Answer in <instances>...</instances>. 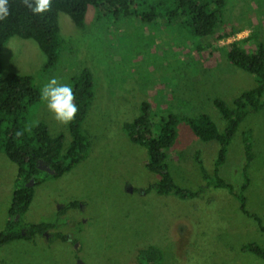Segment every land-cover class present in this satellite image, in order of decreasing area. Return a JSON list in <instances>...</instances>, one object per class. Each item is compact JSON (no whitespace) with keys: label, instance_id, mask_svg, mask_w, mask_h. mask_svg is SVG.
Listing matches in <instances>:
<instances>
[{"label":"rangeland","instance_id":"1","mask_svg":"<svg viewBox=\"0 0 264 264\" xmlns=\"http://www.w3.org/2000/svg\"><path fill=\"white\" fill-rule=\"evenodd\" d=\"M224 1L217 34L240 33L219 42L216 36L191 34L183 19L169 21L162 5L151 20L115 18L109 11L88 7L83 31L66 14L57 13L62 44L57 64L49 70H43L46 58L34 41L14 36L4 44L0 79L9 73L29 75L41 93L52 78L72 87L71 79L88 69L94 99L81 126L91 146L87 157L61 177L39 173L32 202L20 218L22 225L54 223L56 229L34 242L18 240L0 247V264H137V251L150 245L161 250L162 264H264L242 250L247 243L264 250V234L255 220L242 214L227 190L204 187L195 154L213 177L216 142H202L185 122L177 124L166 152L168 172L182 189L202 188L197 197L182 200L147 192L158 178L146 168V149L131 143L123 130L124 123L138 117L142 102L150 105L153 123L169 114L179 118L206 114L223 130L212 101L230 105L258 83L256 76L227 61L224 46L251 35L248 50L254 51L257 44L264 47V0ZM244 29L251 31L246 37ZM40 122L51 137L64 135L65 152L70 143L68 123L57 121L44 100L29 108L26 127ZM247 130L252 154L246 209L264 225V108L240 123L218 175L235 190L242 184L246 162L242 134ZM17 173L16 165L0 152V231L8 220L13 192L21 184ZM70 203L76 208L64 211ZM56 232L68 241L55 239Z\"/></svg>","mask_w":264,"mask_h":264},{"label":"trees","instance_id":"2","mask_svg":"<svg viewBox=\"0 0 264 264\" xmlns=\"http://www.w3.org/2000/svg\"><path fill=\"white\" fill-rule=\"evenodd\" d=\"M28 5L34 8L35 0H28ZM162 5L166 7L163 8ZM8 7L9 16L0 20V53L4 44L14 36L32 40L46 58L43 70L54 68L58 61L62 44L56 17L59 12L66 14L80 31L85 29L84 19L88 7H94L99 12L109 11L115 18L141 17L147 20L156 18L160 14V8H163L169 21L182 22L183 19L182 24L191 34L199 37L216 36L218 42L240 33L231 31L217 34L218 27L223 23L224 0H50V8L42 13H33L27 6L22 5L21 0H8ZM252 40L253 37L249 35L224 46L227 61L232 66L256 76L258 83L253 89L239 94L230 105L220 99L212 101L223 122L221 132L206 114L196 118H179L169 114L153 123L151 108L147 102L140 104V114L132 122L124 123L123 130L131 143L146 149V168L158 178L148 187L147 192L154 190L157 195H174L182 200L197 197L202 188L196 192L182 189L175 184L168 172L166 152L173 145L177 124L180 121L185 122L191 133L202 142H216L218 151L213 177L206 173L199 153L195 154L201 178L205 181L204 187L227 190L238 203L242 214L252 217L259 231L264 234V225L260 219L247 211L244 196L249 186L247 168L252 154L250 130L242 134L246 159L242 170V184L235 190L218 175L240 123L249 113L264 108L261 100L264 95V47L257 44L254 51L248 50L246 47ZM71 83L75 95L74 104L78 111L75 118L67 124L70 143L62 153L65 141L63 134L51 137L47 125L42 122L31 128L26 127L29 108L42 100L33 78L9 73L0 79V152L16 165L17 179L21 180V184L13 192L5 228L0 231V247L18 240L34 242L36 237L56 229L54 223L22 225L20 221L32 202L34 187L40 183L38 174L42 171L38 166L45 165L53 171V177H61L82 162L90 151V141L81 127L94 99V82L90 70L83 69L71 79ZM18 132L22 134L18 136ZM30 179L34 180V186L26 187ZM73 208H76V204L70 203L64 211ZM53 237L61 242L66 241V235L59 232L54 233ZM242 250L264 260V250L256 243H247L242 246ZM162 260L161 250L151 245L139 249L136 254L137 264H162Z\"/></svg>","mask_w":264,"mask_h":264},{"label":"clouds","instance_id":"3","mask_svg":"<svg viewBox=\"0 0 264 264\" xmlns=\"http://www.w3.org/2000/svg\"><path fill=\"white\" fill-rule=\"evenodd\" d=\"M21 3L33 13H42L50 8V0H35L34 8L28 5V0H21ZM9 14L8 0H0V20L7 19ZM41 98L46 101L48 110L57 121L67 124L75 118L78 109L74 104L75 95L70 85L60 84L57 79L52 78L42 88ZM21 134L17 133L18 136Z\"/></svg>","mask_w":264,"mask_h":264},{"label":"water","instance_id":"4","mask_svg":"<svg viewBox=\"0 0 264 264\" xmlns=\"http://www.w3.org/2000/svg\"><path fill=\"white\" fill-rule=\"evenodd\" d=\"M38 169L41 170V171H45L46 173H49V174H53V171H51L50 169H48L45 165L43 166H38ZM34 185V180L33 179H30L29 182L26 184V187H32Z\"/></svg>","mask_w":264,"mask_h":264},{"label":"crops","instance_id":"5","mask_svg":"<svg viewBox=\"0 0 264 264\" xmlns=\"http://www.w3.org/2000/svg\"><path fill=\"white\" fill-rule=\"evenodd\" d=\"M250 30L249 29H244V31L242 32V34H244V37L248 36L250 34Z\"/></svg>","mask_w":264,"mask_h":264},{"label":"flooded vegetation","instance_id":"6","mask_svg":"<svg viewBox=\"0 0 264 264\" xmlns=\"http://www.w3.org/2000/svg\"><path fill=\"white\" fill-rule=\"evenodd\" d=\"M44 235H45V234H44ZM66 241H68L67 238H66Z\"/></svg>","mask_w":264,"mask_h":264}]
</instances>
